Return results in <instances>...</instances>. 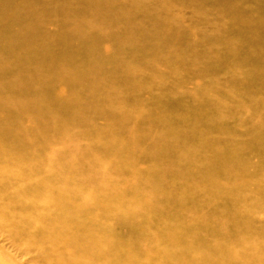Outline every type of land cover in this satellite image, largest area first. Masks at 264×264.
Segmentation results:
<instances>
[{"label": "bare ground", "instance_id": "6f19581e", "mask_svg": "<svg viewBox=\"0 0 264 264\" xmlns=\"http://www.w3.org/2000/svg\"><path fill=\"white\" fill-rule=\"evenodd\" d=\"M0 264H264V0H0Z\"/></svg>", "mask_w": 264, "mask_h": 264}]
</instances>
